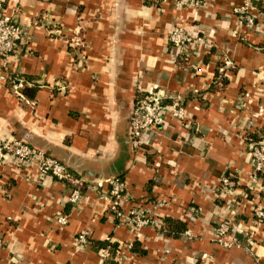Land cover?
Returning <instances> with one entry per match:
<instances>
[{
  "label": "crops",
  "instance_id": "1",
  "mask_svg": "<svg viewBox=\"0 0 264 264\" xmlns=\"http://www.w3.org/2000/svg\"><path fill=\"white\" fill-rule=\"evenodd\" d=\"M242 1L177 8L174 0H3L26 41L0 58V138L58 159L84 184L71 204L67 185L40 178L36 164L1 163L0 264H264V220L252 215L254 206L264 209V182L246 186L247 141L264 137V0H251V29L234 10ZM181 21L206 40L188 59L167 38ZM79 32L75 52L69 42ZM11 77L36 88L14 92ZM139 91L177 100L190 127L167 117L159 135L134 150L128 122ZM225 174L238 182L227 194ZM116 175L127 183L122 207L142 206L157 221L138 235L117 221L98 186ZM61 213L66 224L56 221ZM165 217L193 237L162 232ZM223 219L236 239L228 248L213 240ZM79 233L86 244L76 245ZM107 241L117 248L103 259Z\"/></svg>",
  "mask_w": 264,
  "mask_h": 264
},
{
  "label": "built area",
  "instance_id": "2",
  "mask_svg": "<svg viewBox=\"0 0 264 264\" xmlns=\"http://www.w3.org/2000/svg\"><path fill=\"white\" fill-rule=\"evenodd\" d=\"M199 4L200 0H174V5L177 8ZM251 8V0H243L242 4L234 9L246 29H251L255 22V15L251 12ZM167 38L170 46L178 49L184 55L182 56L187 59L190 54L192 55V53L196 52L195 46L201 43L206 44L205 38L199 35L192 26L184 23V21L173 25L168 31ZM25 41L24 29L14 19L4 13L3 0H0V58L6 60ZM69 44L78 45V38L77 40H71ZM175 61L173 58V62ZM229 63L228 60L224 61V64ZM11 80L14 92H18V88L22 85V80L16 77ZM167 117L178 120L185 129H188L191 125L189 114L177 100L171 99L170 102L165 103L161 94L139 91L134 98L128 122L129 141L132 148L136 150L149 145L151 139L159 135V126L165 122ZM247 147L252 158V171L246 186L251 189L258 183L263 184L264 182V137L249 139ZM8 159H12L22 166L34 163L36 164L37 175L40 178L53 176L64 182L68 189L66 199L69 203L76 204L81 199L80 187L84 184V180L80 176L71 174L67 167L58 159L45 154L43 151L14 136L0 138V164ZM97 182L100 188L105 187L102 195L108 201V208L117 221L131 227L137 235L142 227L157 223L148 214L146 208L142 206L131 205L127 210L122 207V202L128 196L127 183L123 177L111 176L106 179H99ZM237 183V180L229 174H225L220 178L221 191L227 194L235 188ZM252 215L257 222L264 220V209L259 205L254 206ZM67 220V215L63 213L57 215V223L66 224ZM232 226L229 219L219 221L213 228V240L215 243L225 248L234 246L236 239L231 230ZM182 234L188 239L193 237L188 230H185ZM87 241L84 233H79L75 238L76 245L86 244ZM99 252L104 259L107 255V248H102Z\"/></svg>",
  "mask_w": 264,
  "mask_h": 264
},
{
  "label": "trees",
  "instance_id": "3",
  "mask_svg": "<svg viewBox=\"0 0 264 264\" xmlns=\"http://www.w3.org/2000/svg\"><path fill=\"white\" fill-rule=\"evenodd\" d=\"M149 2H152V0H147ZM78 40H79V44L76 45V46H73L71 48H73V50H76L75 52H81L82 50V47H83V39H81V34L79 32L78 36H77ZM12 78H15V77H11L10 78V81H12L11 79ZM225 78L220 76L218 78L217 76V79L215 81V86L217 87H221L225 84ZM25 84V85H24ZM36 86L38 85V83H33V86ZM33 88H36V87H33ZM32 87H27V83H23L22 82V85L18 88V92L21 93V94H27L29 91H32L33 89ZM116 176H122V175H116ZM83 186V185H82ZM160 229L162 232H164L165 234H168L170 236H179L181 235L182 232H184L185 230V226H184V223H181L180 221L178 220H175V219H172V218H169V217H165L163 219H161V223H160ZM109 242V241H107ZM103 245H106L108 246V250H107V258H108V255H109V252H111L112 250L116 249L117 246L116 244L114 243H103ZM137 243H134L131 247V250H135L136 249V246Z\"/></svg>",
  "mask_w": 264,
  "mask_h": 264
}]
</instances>
